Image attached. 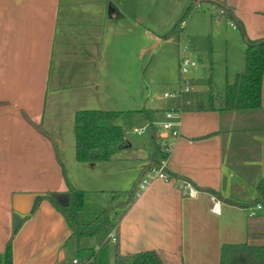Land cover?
I'll list each match as a JSON object with an SVG mask.
<instances>
[{"label":"crops","instance_id":"crops-1","mask_svg":"<svg viewBox=\"0 0 264 264\" xmlns=\"http://www.w3.org/2000/svg\"><path fill=\"white\" fill-rule=\"evenodd\" d=\"M193 1L0 0V258L9 242L12 264H73L75 258H86L88 249L98 250L111 241L115 246H107L109 264L115 263L117 251L129 255L155 250L163 264H223L225 246L264 248L258 189L264 178V79L259 109L223 110L220 98L245 69L247 40L264 39V0H201L217 4L219 15L230 9L243 25L242 30L232 22L244 40L241 49L233 44L232 54L228 46L233 68L223 85L210 79L205 98L196 93L184 99L180 79L174 87L180 96L173 97L176 101L160 118L158 105L150 107L156 112L152 117L147 109L121 108L126 98L115 95L116 102L109 104L108 97L99 100L102 66H114L104 70L114 72L166 46L177 33L181 36L178 31L166 37ZM134 48L138 52L133 54ZM175 57L180 70L181 54ZM70 80L90 90L69 95ZM87 109L147 113L146 124L133 125V130L142 129L136 133L143 135L150 125L151 142H131L120 124L126 145L113 159L79 162L76 136L67 143L61 131L51 128L64 129L61 113L75 117ZM49 110L57 114V124L49 121ZM171 110L180 121L174 126L177 136L172 130L159 133L156 127L169 120ZM154 135L170 145V180L154 177L147 188L138 189L114 227L116 241L109 233L100 244L83 242L87 237L73 234L47 196L63 205L69 202L64 173L83 191L132 189L150 162ZM131 160L136 165L128 164ZM190 187L197 195H189ZM37 196L41 200L31 211ZM15 214L22 218L17 230Z\"/></svg>","mask_w":264,"mask_h":264},{"label":"trees","instance_id":"trees-1","mask_svg":"<svg viewBox=\"0 0 264 264\" xmlns=\"http://www.w3.org/2000/svg\"><path fill=\"white\" fill-rule=\"evenodd\" d=\"M191 3L185 16L166 37L179 31L183 34L181 23L194 11ZM221 16L234 22L243 30V25L235 14L224 8ZM264 79V39H248L245 51V69L239 73L232 83L226 87L221 98V109L228 111H251L262 105V85ZM123 112L108 110H80L75 116L76 158L79 162L97 163L113 159L126 145V132L118 123ZM40 127V126H39ZM153 153L150 162L145 166L137 184L127 191H83L75 188L64 173L67 193L70 200L67 206L62 205L52 195L47 198L65 216L73 234L78 237L108 235L118 225L129 206L138 194L140 180L148 172L162 166L169 158L168 143L154 135ZM168 173V170H165ZM264 208V178L258 184ZM109 194V198H106ZM99 200L104 203H97ZM108 242L100 249L87 250V257L81 261L92 260L93 264H109ZM118 248V243L116 244ZM12 245L6 246L0 261L12 264ZM223 264H264V248L247 246H225L223 248ZM114 264H163L155 250L135 254L122 255L116 253Z\"/></svg>","mask_w":264,"mask_h":264},{"label":"rangeland","instance_id":"rangeland-1","mask_svg":"<svg viewBox=\"0 0 264 264\" xmlns=\"http://www.w3.org/2000/svg\"><path fill=\"white\" fill-rule=\"evenodd\" d=\"M186 9L176 19V22L183 18ZM219 14L220 7L217 4L203 1L201 6L194 8V11L185 18V31L183 34L179 36L177 33L170 43H167L166 46L163 45L164 48L151 49L144 54L143 59L134 61L132 65L118 66L114 72L105 73V69L114 68V66L110 67L108 64H104L97 81L100 85L99 100L100 98L106 100V97H108L110 100L108 99V103H106H114L117 100L116 95L118 98H126L125 104L120 106L121 108L125 110L147 109L149 115L153 117L158 112L160 118L163 110L171 107L170 105L176 101L173 97H165V93H173L177 82L184 78H187L192 86L191 91H183L184 99H192L197 94H202V97L205 98L209 94L210 79L213 81L214 78L217 84L219 81L223 85L228 69L232 70L233 68L232 57L228 54V46L230 45V54H232L233 44L236 45V48L241 49L239 42L243 40L240 30L236 29L231 21ZM135 52H138V49H132V53L134 54ZM176 53L178 56L180 54L189 56L195 60L197 65L191 68L189 73L182 74L176 64L177 58H174ZM124 67H126V70H124ZM67 83H70L68 85L71 86L67 93L69 95L90 90L81 88L78 85V80H70ZM176 93L178 94L177 97H179L180 93L178 91ZM157 105L161 106V108H157L156 112L155 110L150 111L152 109L150 107ZM85 106H81V109L85 108ZM61 114L58 118L61 121L60 124L64 121V129L59 125V130H54L53 128L51 130L57 134L61 131L63 136H66L65 140L67 143L73 142L75 139V117L72 115L74 114L67 112ZM47 115L49 116V121L53 122L55 120V123H58L56 113L49 110ZM146 121L147 113L145 112H127L123 113L118 123L127 129L131 142L143 145L151 142L152 127L148 125L144 134L138 135L134 132L133 125L141 127L146 124ZM156 127L159 133L166 130L163 121L158 123ZM141 155L144 156L143 152H141ZM128 164L136 165V161L131 160ZM105 196L109 198V194ZM101 201L99 200L97 203H104ZM104 238L105 235L102 234L87 237L83 239V242L96 245V243L100 244ZM108 246L113 248L115 243L111 241Z\"/></svg>","mask_w":264,"mask_h":264},{"label":"built area","instance_id":"built-area-1","mask_svg":"<svg viewBox=\"0 0 264 264\" xmlns=\"http://www.w3.org/2000/svg\"><path fill=\"white\" fill-rule=\"evenodd\" d=\"M194 7H198L201 5V0H194ZM223 12V11H222ZM185 22L181 23V28H185ZM197 64L195 62V60H193L192 58H190L189 56L186 55H181L180 58V72L182 74H187L189 73V71L191 70V68L195 67ZM182 86H183V91H190L192 90V86L190 84V81L187 78H184L181 80ZM166 97H177L178 94L176 92L173 93H165ZM167 118L169 119L167 122L164 123V128L166 130H172V134L177 136L179 134V131L177 129H174L175 125H180V121L177 118L176 112L174 110L168 111L166 114ZM177 119L176 122H172L170 121L171 119ZM136 132L138 133H142V129H136ZM168 149L170 150V145L168 147ZM166 162L167 160H165L162 164L161 167L154 169L150 172H148L145 176H143V178L140 181L139 184V189L140 190H144L145 188H147L148 184L150 183V180L154 177H158V178H162L165 179L167 181L170 180V176L168 175V173L165 171L166 168ZM198 191L194 188V187H190V191H189V195L190 196H195L197 195ZM218 203H216L215 205H217ZM259 208H262V205L258 204ZM109 238H111L113 241H116V231L115 228L113 230H111L110 234H109ZM73 264H93L92 260H85V261H81L78 258H75L73 260Z\"/></svg>","mask_w":264,"mask_h":264},{"label":"water","instance_id":"water-1","mask_svg":"<svg viewBox=\"0 0 264 264\" xmlns=\"http://www.w3.org/2000/svg\"><path fill=\"white\" fill-rule=\"evenodd\" d=\"M67 196H68V200H70L69 194H67ZM40 200H41V196H37L36 199H35V202L33 203L31 211L35 210V208L37 207V205H38ZM68 204H69V202L66 205H64V206H67ZM13 220H14V224H15V230H17V228L19 227V225L22 222V218L18 214H15L13 216Z\"/></svg>","mask_w":264,"mask_h":264}]
</instances>
